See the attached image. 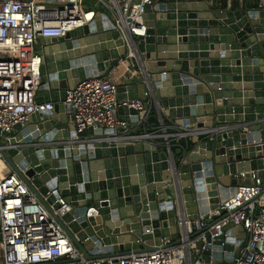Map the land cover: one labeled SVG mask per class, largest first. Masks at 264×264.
Segmentation results:
<instances>
[{
  "label": "water",
  "instance_id": "water-1",
  "mask_svg": "<svg viewBox=\"0 0 264 264\" xmlns=\"http://www.w3.org/2000/svg\"><path fill=\"white\" fill-rule=\"evenodd\" d=\"M144 19L145 37L131 39L138 75L122 82L117 99H151L163 123L191 132L185 145L71 141L66 91L107 76L127 56L105 14L64 39L39 40L42 85L34 101L52 102L53 111L2 135L0 176L16 174L50 214L63 197L72 210L56 219L86 261L153 252L162 238L177 244V221L232 196L235 174L258 172L264 189V8L159 3L145 7ZM122 113L136 121L134 110ZM224 231L187 264H231L228 237L245 235L232 225Z\"/></svg>",
  "mask_w": 264,
  "mask_h": 264
},
{
  "label": "built area",
  "instance_id": "built-area-1",
  "mask_svg": "<svg viewBox=\"0 0 264 264\" xmlns=\"http://www.w3.org/2000/svg\"><path fill=\"white\" fill-rule=\"evenodd\" d=\"M217 1L0 0V141L8 140H3L2 135L11 133L16 125L25 124L30 116L53 111L52 102L37 104L34 101L42 85L43 56L39 40L64 39L70 31L90 25L97 15L105 14L112 31L124 43L127 56L119 60L107 76L84 79L66 91L61 104L68 124L73 127L75 136L71 141L77 144L148 142L155 147H162L165 142L168 148L172 139L177 144L191 132L180 133L171 123H163L153 112L154 104L149 98L118 100L117 89L124 80L138 75L132 59L131 39L146 35L145 7L200 2L213 6ZM222 1L229 8L233 0ZM254 7L263 9L264 0H255ZM120 108L134 110L136 121L119 120ZM152 118L156 124L150 123ZM89 129L92 134L88 133ZM169 129H174L175 133H169ZM106 130L113 131V135L94 133ZM132 130L137 133L132 134ZM6 146L1 143L0 150ZM234 177L239 184L232 196L193 221L186 218L177 221V244L162 238L153 252L86 261L56 219L72 210L65 199L58 195L54 202L58 208L49 206L53 212L50 214L23 181L9 173L0 177V264H187L205 246L225 236L224 229L228 225L241 228L245 235L241 240L235 231L228 237L233 242L231 264H264L262 181L256 171L241 172ZM56 194L55 189L47 193L44 200Z\"/></svg>",
  "mask_w": 264,
  "mask_h": 264
},
{
  "label": "crops",
  "instance_id": "crops-1",
  "mask_svg": "<svg viewBox=\"0 0 264 264\" xmlns=\"http://www.w3.org/2000/svg\"><path fill=\"white\" fill-rule=\"evenodd\" d=\"M223 3H225V2L222 1V0H219V1H217L216 3H214L213 6H209V7L212 8V9H215V10H220V9H222V8H221V5H222ZM245 4H247L248 7L251 8L252 5L255 6V0H243L242 2H240L239 0H233V1L231 2V7H232V8H243V6H245ZM225 5H226V4H225ZM254 6H253V7H254ZM226 8H228V7L226 6L224 9H226ZM99 23L104 25V24H106V21L103 20V18H100V19H99ZM47 103H49V102H47ZM153 112H155L154 108H153ZM117 118H118L119 120L126 121V120H127L128 118H130V117H129V115H126V114L122 113L121 115L118 114ZM170 126H172V125L170 124ZM172 127H173V126H172ZM168 132H169V133H175V130H174V129H169ZM131 133H132V134H136L137 132H135V130H132ZM188 138H189V137L181 138L180 141H179L180 144H181V145H185L186 142H187V140H188ZM163 142H164V141H163ZM166 145H167V144H165V142H164V144H163L162 147H160V148H163V149H166V150H167L168 148H167ZM170 145H171V147H172L173 150L177 149L176 141L170 139ZM4 171H8V170L5 168ZM0 177H1V176H0ZM234 233H235V232H234ZM234 233H233V235H234ZM236 237H238L239 239L243 240L241 234H239V233L236 234ZM232 243H233V242H232V240H231V244H232ZM184 264H185V263H184Z\"/></svg>",
  "mask_w": 264,
  "mask_h": 264
},
{
  "label": "trees",
  "instance_id": "trees-1",
  "mask_svg": "<svg viewBox=\"0 0 264 264\" xmlns=\"http://www.w3.org/2000/svg\"><path fill=\"white\" fill-rule=\"evenodd\" d=\"M253 6H254V5H252V7H253ZM225 7H226V5H225V3H223V4L221 5V8L224 9ZM150 123L156 124L155 119L152 118V119L150 120Z\"/></svg>",
  "mask_w": 264,
  "mask_h": 264
},
{
  "label": "rangeland",
  "instance_id": "rangeland-1",
  "mask_svg": "<svg viewBox=\"0 0 264 264\" xmlns=\"http://www.w3.org/2000/svg\"><path fill=\"white\" fill-rule=\"evenodd\" d=\"M5 142H7V141H5ZM0 143H3V142L0 141Z\"/></svg>",
  "mask_w": 264,
  "mask_h": 264
},
{
  "label": "bare ground",
  "instance_id": "bare-ground-1",
  "mask_svg": "<svg viewBox=\"0 0 264 264\" xmlns=\"http://www.w3.org/2000/svg\"><path fill=\"white\" fill-rule=\"evenodd\" d=\"M1 168H3V167H1Z\"/></svg>",
  "mask_w": 264,
  "mask_h": 264
}]
</instances>
